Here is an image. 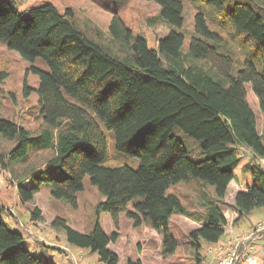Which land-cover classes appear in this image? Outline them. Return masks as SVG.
I'll use <instances>...</instances> for the list:
<instances>
[{
  "label": "trees",
  "instance_id": "obj_1",
  "mask_svg": "<svg viewBox=\"0 0 264 264\" xmlns=\"http://www.w3.org/2000/svg\"><path fill=\"white\" fill-rule=\"evenodd\" d=\"M148 1L161 7L155 20L170 31L151 48L147 37L130 33L115 13L109 32L121 42L117 55L103 45L99 29L79 27L71 9L61 13L48 2L21 12L15 0H0V41L24 60L40 59L48 67L32 68L40 79L36 93L43 127L37 134L0 119V135L15 142L0 153V166L8 171L11 164L50 152L44 167L18 181L22 202H32L46 184L53 198L76 207L88 176L104 197L96 207L98 216L110 214L117 227L119 216L127 213L136 225L145 223L155 232L165 255H173L177 243L170 220L187 211L169 188L191 179L215 188L217 198L203 201L206 215L193 237L219 243L228 224L221 205L236 181L244 148L251 154L243 165L251 180L236 193L235 224L264 208V164L258 161L264 160V136L247 99L248 85L264 113V5L193 0L194 33L185 48L183 2ZM221 33L240 54L237 67ZM5 76L0 72V82ZM177 127L200 142L195 151L200 161L174 134ZM109 136L119 153L139 161L138 167L109 155ZM5 215L1 206L0 264H55L27 249L25 237L7 224ZM39 217L35 209L31 218ZM53 224L64 229L69 244L90 249L105 264H142L120 260L110 248L120 233L108 235L99 218L89 234L72 229L63 218ZM199 257L197 264H202Z\"/></svg>",
  "mask_w": 264,
  "mask_h": 264
},
{
  "label": "rangeland",
  "instance_id": "obj_2",
  "mask_svg": "<svg viewBox=\"0 0 264 264\" xmlns=\"http://www.w3.org/2000/svg\"><path fill=\"white\" fill-rule=\"evenodd\" d=\"M184 7L183 30L187 35L184 47L188 48L189 38L194 33V18L197 7L193 0H181ZM264 5V0H257ZM19 11H26L39 7L46 3H52L63 13L66 9L74 12L77 25L84 31H92L97 28L102 33L106 46L113 53L118 54L122 50L121 42L114 40L110 34V25L115 13L123 21L124 25L134 35L142 34L147 37L149 46L155 48L160 38L165 37L170 28L155 20L161 7L148 0H130L126 2L114 0H15ZM216 25V24H215ZM213 26V30H215ZM217 30V28H216ZM225 43V50H232L235 67L240 60L239 52L231 46L227 35L221 33ZM101 41V40H100ZM228 53V52H227ZM37 67L47 70L48 67L40 59L35 62L24 60L19 53L9 50L7 45L0 41V72L6 73L0 82V119L14 122L23 126L32 133H39L42 129V120L39 118V104L36 90L39 87V76L32 70ZM247 99L256 115L257 128L264 136V113L259 101L251 88L247 85ZM174 134L179 136L188 148L194 161H200L202 157L196 153V147L200 142L186 135L180 128H175ZM110 137V136H109ZM15 142L8 141L0 135V153L13 148ZM245 155L242 165L235 170L236 181L228 189L223 204L228 220L227 233L217 244H209L200 239L196 241L193 233L202 227L203 216L206 208L203 201L216 200V192L213 186L191 179L172 185L168 193L176 194L181 199L187 214L174 213L170 220V232L177 243L176 252L173 255H165L159 237L145 223L136 225L135 220L128 217L127 213L119 216V224L116 227L108 213L97 214V205L104 200L99 190L92 186L89 177L84 181V191L78 194L77 206L73 207L67 201L53 198L48 185L44 184L40 192L32 202H22L18 192V181L23 180L33 169L44 167L50 152L37 153L26 163L11 164L8 171H3L0 166V208L5 210L4 219L14 230H18L25 237V246L39 257H45L55 264H105L97 253L90 249L79 248L68 243L64 229L54 226L53 221L59 217L66 220L68 226L84 234H89L99 218L101 226L108 235L119 231L120 237L110 244V248L116 252L121 261L127 258L140 260L142 264H197V257L201 256L203 263L210 264L212 255L219 247L231 242L235 236L252 230L259 222L264 221V208L257 209L248 219L235 224L238 213L232 208L238 188L245 190L251 180V176L243 169L250 159L248 149L242 150ZM195 152V153H194ZM109 155L122 163L139 166V161L116 150L113 137L109 138ZM264 164V160L258 159ZM15 163V162H12ZM204 195V196H203ZM39 209V219H32L31 214ZM7 210V212H6ZM7 213L12 214L10 218ZM239 232V233H238ZM252 253L264 264V238L253 244Z\"/></svg>",
  "mask_w": 264,
  "mask_h": 264
},
{
  "label": "built area",
  "instance_id": "obj_3",
  "mask_svg": "<svg viewBox=\"0 0 264 264\" xmlns=\"http://www.w3.org/2000/svg\"><path fill=\"white\" fill-rule=\"evenodd\" d=\"M263 238L264 221L256 224L252 230L235 236L231 242L222 244L212 255L210 264H263L252 253L253 244Z\"/></svg>",
  "mask_w": 264,
  "mask_h": 264
},
{
  "label": "crops",
  "instance_id": "obj_4",
  "mask_svg": "<svg viewBox=\"0 0 264 264\" xmlns=\"http://www.w3.org/2000/svg\"><path fill=\"white\" fill-rule=\"evenodd\" d=\"M233 182H234V181H233ZM233 182H231V184H232ZM231 184H230V186H231ZM230 186H229V187H230ZM238 190H239V191H242L243 189L238 188ZM256 224H257V223H256ZM256 224H252V225H256ZM251 227H252V226H249L248 229L251 228ZM248 229H247L246 231H248ZM238 233H239V232H238Z\"/></svg>",
  "mask_w": 264,
  "mask_h": 264
}]
</instances>
